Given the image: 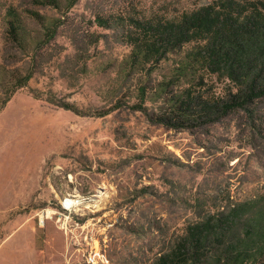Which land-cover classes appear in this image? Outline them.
<instances>
[{
	"label": "rangeland",
	"instance_id": "1",
	"mask_svg": "<svg viewBox=\"0 0 264 264\" xmlns=\"http://www.w3.org/2000/svg\"><path fill=\"white\" fill-rule=\"evenodd\" d=\"M215 1L0 0V75L34 73L0 110V264H154L192 225L247 203L238 235L264 211V98L214 123L169 128L147 113L166 109L161 83L175 81L171 93L182 85L181 55L146 76L126 63L136 21L175 20ZM10 8L23 22L20 41ZM208 81L217 94L227 89ZM142 86L155 91L147 113L137 110ZM69 194L88 200L66 212Z\"/></svg>",
	"mask_w": 264,
	"mask_h": 264
},
{
	"label": "trees",
	"instance_id": "2",
	"mask_svg": "<svg viewBox=\"0 0 264 264\" xmlns=\"http://www.w3.org/2000/svg\"><path fill=\"white\" fill-rule=\"evenodd\" d=\"M32 1L54 7L60 2ZM77 1L71 0L72 4ZM8 16L9 33L20 41L22 19L13 8ZM97 22L108 29L113 25L110 18L98 17ZM135 24V31L128 35L131 51L126 63L131 70L150 75L170 55H181L174 78L182 85L171 93L166 90L177 84L175 81L160 84L168 99L164 111L147 113L145 100L155 91L140 88L137 110L146 112L153 122L173 129L200 127L264 98V1L217 0L175 20ZM49 36L52 40L55 31ZM33 74L21 69L1 72L0 83L6 95H0V110L17 90L29 84ZM212 77L228 81L223 95L208 87ZM67 108L78 112L73 105ZM245 206L247 203L231 209L226 219L190 226L154 264H264V211L246 219L243 232L233 235ZM216 248L220 253L213 252Z\"/></svg>",
	"mask_w": 264,
	"mask_h": 264
},
{
	"label": "built area",
	"instance_id": "3",
	"mask_svg": "<svg viewBox=\"0 0 264 264\" xmlns=\"http://www.w3.org/2000/svg\"><path fill=\"white\" fill-rule=\"evenodd\" d=\"M87 200L88 199L86 197H83L81 195L69 194L67 197L60 201V204L64 211L71 213L81 208ZM50 217V211L47 209H43L39 214L40 226L44 227Z\"/></svg>",
	"mask_w": 264,
	"mask_h": 264
}]
</instances>
